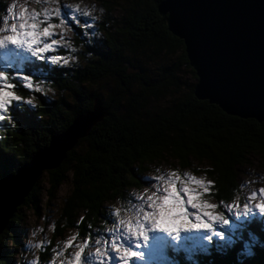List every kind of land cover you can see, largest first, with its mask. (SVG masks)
I'll return each instance as SVG.
<instances>
[{
    "label": "trees",
    "instance_id": "obj_1",
    "mask_svg": "<svg viewBox=\"0 0 264 264\" xmlns=\"http://www.w3.org/2000/svg\"><path fill=\"white\" fill-rule=\"evenodd\" d=\"M7 1L0 0V17ZM162 1L100 0L102 13L93 29L82 18L72 24L77 31L74 46L87 55L82 66L26 56L7 68L8 82L20 100L7 114L12 122L7 118L0 122V181L15 174L75 117L92 110L95 100L106 111L59 167L42 174L48 203L68 182L70 192L37 264L52 258L54 243L68 229L76 228L81 237L95 241L112 223L107 204L116 198L125 200L132 188H141L147 166L167 157L182 168L189 169L191 161L207 166L204 173L211 183L207 198L218 205L217 212L229 225L214 226L215 232H221L219 237L207 232L202 238L180 236L178 243L167 242L149 261L130 264H264V215L231 217L225 209L240 196L241 168L252 159L264 165V122L228 116L195 97L196 74L183 42L169 32L158 13ZM145 59L163 62L155 77L141 68ZM19 70L40 86L66 93L69 102L25 87ZM107 83L113 88L100 93L99 87ZM25 110L30 116L22 120L18 113ZM40 179L0 234V264H23L22 255L14 261L21 247L16 228L23 225V207L38 213Z\"/></svg>",
    "mask_w": 264,
    "mask_h": 264
},
{
    "label": "rangeland",
    "instance_id": "obj_2",
    "mask_svg": "<svg viewBox=\"0 0 264 264\" xmlns=\"http://www.w3.org/2000/svg\"><path fill=\"white\" fill-rule=\"evenodd\" d=\"M8 7H13L14 13L16 14L15 19L11 14L7 13ZM24 10L27 11L29 16L33 12L37 13L38 29L41 32L44 28L49 27L50 24L55 25L54 28H50L51 34L49 36L41 35L40 37L39 44L37 45L39 47H42L45 43L53 44V41L56 42L48 52L41 53L40 58L51 60L52 57H56L58 63L70 67H73L72 65L78 67L86 63L84 57H87V55L82 52L83 50L79 46H74L77 31L72 27V24L78 23L79 19L82 18L85 25L89 29H93L102 13L100 0H8L5 4L4 13L0 17V35L11 34L5 32L4 29L11 27L13 23L18 25V13ZM57 10L60 12L59 15H57ZM114 15L116 16V14ZM65 16H67V19H65ZM74 17H79V19L73 20V23L69 24L68 20H72ZM83 36L88 37L89 35L84 33ZM14 47V45L8 44L0 48V71L6 72L8 79L10 73L8 69L13 66L11 63L14 60L17 58L22 60L26 56L34 57L27 49H16L15 53L9 54V50ZM161 63L163 62H159V60L157 62L155 60L150 61L149 59H145L142 61L144 68L142 66L141 68L148 77L149 75L155 77ZM17 75H20V77L24 76L21 70L17 71ZM187 81L190 83L188 78ZM28 82L31 83V89L36 90L38 88L40 89L39 92L49 98L59 99L61 97L65 102H69L70 100L69 95L66 93L59 94L47 85L40 86L41 83H34L33 80H24V84ZM106 88H113L112 84L107 83L101 85L99 92L108 94L110 91L108 92ZM30 102L34 103L33 101ZM153 104L159 107L163 106V103H159L158 101H154ZM190 164L191 167L189 169L182 168L177 162L167 157L166 161L147 166L141 188H132L127 192L125 200L116 198L113 202L107 204V210L113 216L112 223L105 225L103 234L97 237L95 241H90L86 237H81L76 228L68 229L54 243L52 258L46 264H75L74 258L76 253L81 251V245L84 247L83 251H81L80 264H125L119 257L123 249L120 252L113 249V241H115L117 246L121 244L133 253L127 259L126 264L131 260L136 259L140 261L141 259L145 260V258L147 262L152 255L161 250V246L165 240L176 244L179 242L176 239L180 235L192 237L193 235L199 234L202 238L204 236L203 233L206 232L210 236H221V232L214 231V226L222 229L229 225V222L224 218L211 222L207 228H180L173 231H166L163 228L154 227L150 222H145L144 230L139 236L127 234L125 232V226L120 223L122 220L134 223L140 207H144L145 211H151L145 204L147 197L153 193H156L157 196L164 195L165 182L170 176L172 179L177 180L176 190L185 203L187 196L183 194L181 189L182 185L186 183L189 188L199 193V199L201 201L215 205V208L210 211L213 214L219 215L217 212L218 205L212 199L207 198L211 186V183L207 180L204 173L207 166L195 161H191ZM190 177L202 181L203 185L207 187L195 184L189 179ZM263 180L264 165L258 159H252L248 165L241 168V173L238 176L240 196L236 198L234 203L225 208L231 214V217L252 216L254 214L264 215V211L261 210L264 207ZM40 183V195L37 205L38 213L31 207H23L21 210L24 218L23 225L16 228L17 235H19V239L21 240V247L18 249L17 252L19 254L14 258V261L19 260L20 255H22L23 264L38 263L41 253L49 246L50 239L54 234V225L59 217L61 203L70 192V182H68L60 187L55 199L48 203V184L45 176H41ZM137 197H140V199H137ZM240 199L242 200L241 203ZM184 210L190 213L189 221L192 223L195 222V216L200 215L197 209L187 203ZM117 212H119V216L116 215ZM201 219L207 222L206 216H201ZM158 242H161V245Z\"/></svg>",
    "mask_w": 264,
    "mask_h": 264
},
{
    "label": "water",
    "instance_id": "obj_3",
    "mask_svg": "<svg viewBox=\"0 0 264 264\" xmlns=\"http://www.w3.org/2000/svg\"><path fill=\"white\" fill-rule=\"evenodd\" d=\"M158 13L181 40L198 100L228 116L264 122V0H163ZM106 116L98 100L52 136L15 174L0 181V234L46 171L59 167Z\"/></svg>",
    "mask_w": 264,
    "mask_h": 264
},
{
    "label": "snow or ice",
    "instance_id": "obj_4",
    "mask_svg": "<svg viewBox=\"0 0 264 264\" xmlns=\"http://www.w3.org/2000/svg\"><path fill=\"white\" fill-rule=\"evenodd\" d=\"M63 7V6H62ZM75 11V9H73ZM7 13L11 14L13 18H16L13 7L7 8ZM60 12L57 10V15ZM19 24L13 23L11 27H6L5 32L11 33L10 35H0V48L8 44H12L15 47L9 50V54L15 53L16 49H27L31 52L34 57L40 58L41 53L48 52L53 44L56 42L53 41V44L45 43L42 47L37 46L41 35L49 36L50 28H54V24H50L49 27L44 28L41 32L38 29L37 24V13L33 12L30 16L26 10L18 13ZM67 19V16H65ZM79 17H74L72 20H68L69 24L73 23V20H78ZM7 23V21H5ZM37 46V47H34ZM52 64H57V58L52 57ZM21 79L27 81V77H22ZM25 87H31V83L28 82L25 84ZM13 85L8 82V75L6 72L0 71V122H3L8 119V122L11 123L12 119L7 117V114L12 110L11 105L14 101H19L20 97L15 95L12 91ZM40 89H36L39 91ZM27 103H31L28 101ZM20 119H27L30 116V112L25 110L18 113ZM174 175V174H172ZM197 185L207 187L203 185L202 181L196 180L194 177L189 178ZM177 180L172 179L171 176L165 182L164 195L157 196L156 193L149 195L145 201V204L151 211H145L144 207H140L138 210V215H136L135 222L130 221H120L122 225L125 226V232L132 236H139L144 230V223L150 222L154 227L163 228L166 231L178 230L180 228H207L210 226L211 222L216 220H222L223 217L219 214H213L210 210L215 208V205L204 203L199 199V193L194 189H191L185 183L182 185V192L187 196V204H190L193 208L197 209L200 212V215L195 216V222L192 223L189 221V212H186L184 209L186 203L181 199L179 192L176 190ZM140 199V197H137ZM264 211V207L261 208ZM119 216V212L116 213ZM201 216L207 217V222H204L201 219ZM83 245H81V251H83ZM113 249L117 252H120L123 249L122 254L119 256L121 261H126L129 257L133 255L131 251L127 248H124L123 245L117 246L115 241L112 243ZM81 251H78L75 255V264H80L81 261Z\"/></svg>",
    "mask_w": 264,
    "mask_h": 264
}]
</instances>
